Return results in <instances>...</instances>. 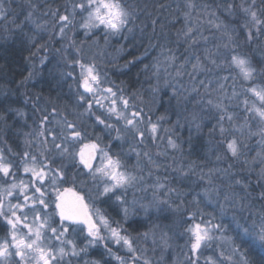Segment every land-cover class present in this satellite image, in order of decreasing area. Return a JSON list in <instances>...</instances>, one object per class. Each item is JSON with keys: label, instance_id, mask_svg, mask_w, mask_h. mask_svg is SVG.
I'll return each mask as SVG.
<instances>
[{"label": "clouds", "instance_id": "1", "mask_svg": "<svg viewBox=\"0 0 264 264\" xmlns=\"http://www.w3.org/2000/svg\"><path fill=\"white\" fill-rule=\"evenodd\" d=\"M108 2L120 13L115 28L94 18L106 12L100 0H0V44L15 30L30 49L27 74L0 65V154L20 165L29 152L50 165L43 246L53 264H195L196 223L199 264H264V102L248 91L264 90V0ZM86 66L97 77L91 91L81 87ZM36 85L56 95L40 110L55 109L48 127L59 151L42 144ZM58 121L80 136L61 134ZM84 143L97 146L90 166L79 158ZM65 187L82 197L96 236L61 221L54 189ZM26 264L37 260L29 254Z\"/></svg>", "mask_w": 264, "mask_h": 264}, {"label": "snow or ice", "instance_id": "2", "mask_svg": "<svg viewBox=\"0 0 264 264\" xmlns=\"http://www.w3.org/2000/svg\"><path fill=\"white\" fill-rule=\"evenodd\" d=\"M100 3L106 9V12L101 13L100 8H97L94 18L100 22L110 23L115 28L116 24L113 20L120 16L119 11L108 0H100ZM226 7H230V5H226ZM53 15L58 16L61 22L68 21V16L60 14L58 11H54ZM259 23L264 24V20ZM63 30V27H61V33H63ZM254 35V33H250L248 38L252 39ZM39 50L47 51L44 47H39ZM45 59L46 56H40L41 63ZM232 62L239 68L240 74L245 80L252 79L253 70L245 59L234 56ZM85 72L87 75L81 81V87L91 91L93 90V84L90 83V80L96 81L97 77L94 75L91 67L86 66ZM106 91L112 92V89H107ZM248 91L261 100V102H264V90L252 88L248 89ZM113 104H115V100ZM133 115L142 116L143 113H133ZM261 115H264V113H261ZM53 116H55L54 108L51 115L44 112L39 118L40 126L44 130L42 133L44 136L42 144L47 145L51 142L53 147L59 151L63 148V145L55 143L57 133L48 127ZM58 123L61 127V134L67 128L70 138L75 139L80 136V132L75 129L74 125H65L62 121H58ZM150 127L155 132L156 125L153 124ZM96 149L97 146L94 143L82 144L79 150L81 163L85 166H90L96 156ZM45 158L47 159L46 155ZM106 163L112 168V175L115 178V163L111 160H108ZM49 171L50 165L45 164L39 155L24 152L20 165H16L3 154H0V231L3 232V235H0V258L15 255L19 258L16 264H26L29 254H32L33 258L37 260V264H53V259L50 257L48 250L43 246L45 230L48 226L47 217L43 210L48 207L46 186L49 183ZM9 177H11V180H9ZM53 183H55L54 178ZM54 195L56 212L61 221L69 223L82 222L88 227L89 233L92 236L97 235V231H95L97 225L91 217L82 197L74 189L70 187H65L62 191L54 189ZM30 216L31 221L29 220ZM68 230L67 228L65 229V231ZM190 230L194 237V242L191 245V255L196 258L195 264H199L198 257L200 255V242L203 238V229L201 224L196 223ZM52 231L55 234V229ZM203 234L206 235L207 233L204 232ZM112 235L117 241L123 239L126 247H132V241L127 237H122L118 231L113 230Z\"/></svg>", "mask_w": 264, "mask_h": 264}, {"label": "trees", "instance_id": "3", "mask_svg": "<svg viewBox=\"0 0 264 264\" xmlns=\"http://www.w3.org/2000/svg\"><path fill=\"white\" fill-rule=\"evenodd\" d=\"M53 7H59L57 4H53ZM6 27H12L11 25H6ZM13 40L10 43H7V46L5 47L4 44H0V65H3L5 70L8 72V74L13 73H20L21 67L23 66V73L27 74L28 71V60L25 59V57L29 56L30 49L26 45V41L15 30L12 32ZM34 48L35 45H32ZM40 55H45V52L43 50H39ZM35 59V58H34ZM36 91H39L42 93V95L39 98L32 97V102L36 103L37 99L39 100V103H36V108L40 110V103L44 102V97L47 96L49 100L56 99L55 93H49L45 87L41 85L34 86ZM45 107L47 105L45 104ZM32 110H35L32 109ZM51 110V109H49ZM11 142V141H10Z\"/></svg>", "mask_w": 264, "mask_h": 264}, {"label": "rangeland", "instance_id": "4", "mask_svg": "<svg viewBox=\"0 0 264 264\" xmlns=\"http://www.w3.org/2000/svg\"><path fill=\"white\" fill-rule=\"evenodd\" d=\"M32 111H33V113L36 114L39 118L44 114L43 111H41V110H39V109H37V108H35V110H32ZM49 111H52V109L49 110ZM9 143L11 144L10 141H9ZM14 150H15V151H19V149H18V148H15V146H14ZM22 175H23V174H22ZM13 202H15V201H13ZM0 235H3V232H2V231H0Z\"/></svg>", "mask_w": 264, "mask_h": 264}]
</instances>
